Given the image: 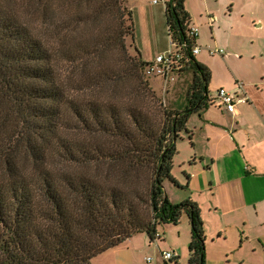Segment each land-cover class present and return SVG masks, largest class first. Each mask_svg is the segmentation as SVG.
Segmentation results:
<instances>
[{
    "label": "trees",
    "instance_id": "16d2710c",
    "mask_svg": "<svg viewBox=\"0 0 264 264\" xmlns=\"http://www.w3.org/2000/svg\"><path fill=\"white\" fill-rule=\"evenodd\" d=\"M186 1L166 5L178 78L194 71L186 108L171 111L146 75L127 0H0V264H93L137 234L157 243L184 214L189 264H206L199 205H173L164 186L187 187L173 176L177 143L192 141L190 119L210 106ZM110 89L126 101L88 95Z\"/></svg>",
    "mask_w": 264,
    "mask_h": 264
},
{
    "label": "crops",
    "instance_id": "0c3cea01",
    "mask_svg": "<svg viewBox=\"0 0 264 264\" xmlns=\"http://www.w3.org/2000/svg\"><path fill=\"white\" fill-rule=\"evenodd\" d=\"M147 1L127 0L128 4L141 6L147 21L155 25L162 21L166 5L172 0L154 1L153 4L160 6L154 11L148 10L147 6L152 2ZM186 9L191 25L199 29L196 44L203 46L196 59L207 54L209 47L225 49L227 54L219 58L208 53L213 61L204 60V66L211 71L208 86L210 106L189 121L192 141L187 138L189 149L182 164L177 159L181 155L180 145H185L184 139L177 143L173 176L187 187L180 189L172 183H165L166 194L169 200L175 196L178 202L192 200L199 205L205 224L206 264L208 261L216 264H264V0H187ZM205 28L210 30L209 42L202 37ZM148 44L152 45L151 42ZM149 45L144 49L147 58L138 48L146 62L166 56L170 51ZM215 59L221 63V71H217ZM243 60L249 66L247 69L242 66ZM188 71L190 82L187 78L183 81L187 85V93L194 76V71ZM177 82L181 83L179 79ZM177 86L173 85L171 91L175 92ZM220 89L238 93L243 99L236 105V114L229 113L217 101ZM239 89L242 92H238ZM181 173L190 175V181L179 177ZM166 226L158 228L161 239L165 237L163 229ZM178 234L181 242H171L168 238L170 244L165 247L157 242L158 264L171 262H164L160 251L176 253L172 264H189L192 234L187 231L183 234L181 227ZM125 245V250L132 252L138 263V255L150 252L152 244L142 233L127 240ZM149 258H145L147 263Z\"/></svg>",
    "mask_w": 264,
    "mask_h": 264
},
{
    "label": "rangeland",
    "instance_id": "374dc122",
    "mask_svg": "<svg viewBox=\"0 0 264 264\" xmlns=\"http://www.w3.org/2000/svg\"><path fill=\"white\" fill-rule=\"evenodd\" d=\"M147 1V0H146ZM154 1H160V0H148L147 2H152V5H148L147 8L148 10H152L154 11V9H158L160 6H156L155 4H153ZM130 9L133 11L134 13V24H135V29H136V45L137 47L142 51V53H144V49L148 48V43H152V45H149L151 48H166V50L171 49V39L169 37V32H168V26H167V19H166V14L164 15V18L162 19L161 22L156 23L155 25H152L150 22L147 21V18L145 17V12L143 11V9L141 8V6L139 5H135V3H130ZM155 7V8H154ZM258 26V25H257ZM202 37L204 39V41L209 42L210 40V30L207 28L202 30ZM155 44V45H153ZM203 47V46H202ZM207 53V52H206ZM244 56H246V53L243 51ZM147 53H144V57L147 58ZM219 58H221L220 56H218ZM201 64L205 65L204 60L208 61L210 60V56L209 54H203L201 56L198 57L197 59ZM203 61V62H201ZM211 62L213 60H210ZM215 63H217L218 65V69L217 71H221L222 67H221V63L215 59L214 60ZM242 66L247 69L249 66L246 62V60L242 61ZM192 71V70H191ZM189 71L184 72V75L186 76H182L180 78H178L181 83L178 84V79L169 84L167 87L164 84V81L159 78V77H153L151 80L153 81V87L154 89H156V95L158 97V99L160 98V101L162 102V108L163 109H168L173 111L172 109H176L179 111H183L186 106H187V85L183 84V81L186 80L187 78V82H190V76H188ZM188 74V75H187ZM147 75V74H146ZM189 77V78H188ZM193 81V78H192ZM173 85H178L177 86V90L175 92H172V86ZM184 85V87L182 88V86ZM183 89V90H182ZM126 90V89H125ZM124 93L123 91H120V89L118 90V92H114V89H110V90H102L100 92H96L94 94H88L89 96L92 97H96L99 101L101 102H116L118 103V105H120L122 102L126 101L124 100ZM87 96V97H89ZM151 99V98H150ZM177 102V103H175ZM160 102H158L159 104ZM149 105H153V103L150 102ZM174 105V106H173ZM159 107V105H157ZM183 143L180 145V149H179V153L181 152V155H179L177 161L181 162L184 160V158L187 155V151H188V147L189 145H187V141H188V137L187 134H183ZM70 137L75 138L76 140L78 139L79 141L82 142H88L90 141L93 145H97V147H105V146H113V142L110 138L108 137H104V136H96V137H88L82 133H77V134H71ZM182 140L179 141V143ZM187 145V146H186ZM187 147V148H186ZM179 164V163H178ZM178 166V165H177ZM177 173V171H176ZM179 177H185L184 173H181V175H179ZM143 179V177H142ZM167 185H169V182H166ZM168 190V188H167ZM170 193H173L172 191ZM179 195V194H178ZM180 196V195H179ZM174 198V199H172ZM170 202L173 205H181L183 202H178L175 200V196L170 198ZM187 201V200H186ZM173 225H168L166 226L163 230L165 231V237L163 236L161 240H159V243L161 245V247H165L166 245H169L170 242L168 241V238H171V242H181L182 239H179V234L178 231L181 227L183 234L190 232L192 233V227L190 225V219L189 217L184 214L181 225L174 227ZM157 243H153L151 246V251H145L143 253V255H138L140 260L137 263L134 260L133 257V253L125 250L127 249V246L125 245V243L115 249H112L96 258L93 259L92 263L93 264H158L157 261V257H159V252H157ZM163 249V248H162ZM162 251H160L161 254ZM137 256V257H138ZM207 256V253H206ZM147 257H151L153 258L155 261L152 263H147L146 259ZM144 260V261H143ZM173 261L169 262L168 264H172ZM208 264H216V262L210 263V261H208Z\"/></svg>",
    "mask_w": 264,
    "mask_h": 264
},
{
    "label": "built area",
    "instance_id": "2783aa9c",
    "mask_svg": "<svg viewBox=\"0 0 264 264\" xmlns=\"http://www.w3.org/2000/svg\"><path fill=\"white\" fill-rule=\"evenodd\" d=\"M157 2V1H156ZM188 37L193 41L192 54L196 57L199 55L203 48L196 44L199 37V29L196 26L190 25L188 30ZM187 45L184 44L183 47ZM211 56H225L227 54L225 49L209 47L206 49ZM183 56L175 51V45L171 41V49L166 56H160L150 63V66L146 70V74L149 77H159L164 81L165 86L175 82L178 79V74L182 69H185V64L182 62ZM238 92H242L239 89ZM217 101L220 102L227 111L231 114H236V105L242 102L243 99L239 98L238 93L228 91L226 89H220L217 92ZM161 239V235L157 233L156 241ZM161 257L164 262L173 261L177 255L173 251L162 252ZM148 262H153V258H149Z\"/></svg>",
    "mask_w": 264,
    "mask_h": 264
}]
</instances>
